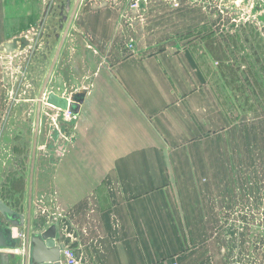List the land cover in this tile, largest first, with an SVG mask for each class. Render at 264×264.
<instances>
[{
	"label": "crops",
	"instance_id": "crops-1",
	"mask_svg": "<svg viewBox=\"0 0 264 264\" xmlns=\"http://www.w3.org/2000/svg\"><path fill=\"white\" fill-rule=\"evenodd\" d=\"M75 2L53 0L49 10L40 0H0V47L36 34L59 45ZM107 2L81 1L55 67L53 81L86 96L68 140L52 149L58 157L35 163L32 232L55 225L56 245L72 248L80 264L247 257L249 230H264L263 122L237 124L194 48L146 42L157 11L127 14ZM183 16L170 17L169 30L184 31ZM2 86L0 75V97ZM18 258L0 248V264Z\"/></svg>",
	"mask_w": 264,
	"mask_h": 264
},
{
	"label": "rangeland",
	"instance_id": "rangeland-1",
	"mask_svg": "<svg viewBox=\"0 0 264 264\" xmlns=\"http://www.w3.org/2000/svg\"><path fill=\"white\" fill-rule=\"evenodd\" d=\"M104 1L113 7V0ZM94 2L98 4V1ZM157 2H150L144 7V10L157 11L155 23L146 35V42L156 46L194 48L208 73L211 85L232 112L233 118L238 119L237 124L258 126L261 121L264 124V5H231L226 0H181L178 7L173 5L172 0H163L160 6L152 5ZM43 6L50 10L49 6ZM179 15H184L182 18L186 19V27L184 31L173 32L169 30V24H173L168 22L169 18L176 19ZM148 19L146 16L147 24L152 21V18ZM162 23L165 24L161 26ZM127 28L130 29L129 21ZM53 29L56 30L55 27ZM60 37L55 41H59ZM38 39L39 35L36 34L25 52L0 54L3 85L0 97V201L20 214L26 213L28 203L37 105L59 46H50L46 40L43 43L37 42ZM72 40L71 49L75 51L77 41ZM85 47L96 61L102 60L95 48L88 47L87 43ZM52 82L53 77L46 95L52 90ZM66 90L64 96L60 95L65 99H70L77 91L69 85ZM46 95L43 99L36 154V162L41 160L44 163L47 159L58 157L56 150L45 148L48 138L60 129L61 124L71 123L62 118L60 109L46 103ZM54 141L58 144V141L65 139L55 138ZM1 215L0 220L6 222ZM248 237V256L239 257L233 264H260L262 250L258 245L264 239V230L250 229Z\"/></svg>",
	"mask_w": 264,
	"mask_h": 264
},
{
	"label": "water",
	"instance_id": "water-1",
	"mask_svg": "<svg viewBox=\"0 0 264 264\" xmlns=\"http://www.w3.org/2000/svg\"><path fill=\"white\" fill-rule=\"evenodd\" d=\"M81 1L82 0H76L72 9L71 7H68V13H70V10L72 11L69 18H64L67 24L40 93L37 110L36 133L33 144V154L29 177V193L26 213H17L7 204L0 201V213L6 220L5 229H0V248L6 250L12 249L16 252L19 240V230L23 228L26 230L23 243V252L22 254H19L20 252L16 253L19 256V261H22V263L20 262L18 264H59L58 261L60 260V252L62 248L56 245V226L50 225L45 227L42 231L35 233L32 232L33 213H36L33 210V180L37 154V134L40 123L41 104L44 96L47 93L49 83L53 77L58 59L80 8ZM32 41L33 39L30 37H23L10 41L9 43L0 47V54H16L25 52L31 46ZM85 96V90L77 89L70 99H65L60 96L59 90L52 89L51 92L46 95V103L62 111H70L74 116H79L81 107L85 101ZM61 126L68 128V130L70 129L69 125L61 124Z\"/></svg>",
	"mask_w": 264,
	"mask_h": 264
},
{
	"label": "built area",
	"instance_id": "built-area-1",
	"mask_svg": "<svg viewBox=\"0 0 264 264\" xmlns=\"http://www.w3.org/2000/svg\"><path fill=\"white\" fill-rule=\"evenodd\" d=\"M43 5H46V6H49L51 7L50 5H52V1L53 0H40ZM118 5H122L126 11V13L128 14H138L140 13L144 7L148 6V4L150 2H162L163 0H114ZM123 1H125L126 3L123 4ZM173 1V5L175 7H178L181 3V0H172ZM223 1V0H221ZM108 3V2H107ZM240 4H243V0H236L234 2V5H240ZM125 5V6H124ZM254 6V5H253ZM135 15V14H134ZM129 18V16H128ZM131 19V18H129ZM0 38H1V31H0ZM130 47L132 48L133 47V43L130 45ZM61 113H62V118L67 122H71L76 116H74L70 111H61L59 110ZM21 235L20 233L18 234V239H20ZM25 237V236H24ZM260 245H258L261 250H262V256H261V261H260V264H264V239L262 241H260L259 243ZM14 253H17V252H20L18 249L13 251ZM261 255V253H259ZM59 264H80V259H79V256L78 254L72 249V248H69V247H65V248H62L61 252H60V260L58 261ZM159 264H179L178 261L176 260H168V261H164V262H161Z\"/></svg>",
	"mask_w": 264,
	"mask_h": 264
},
{
	"label": "flooded vegetation",
	"instance_id": "flooded-vegetation-1",
	"mask_svg": "<svg viewBox=\"0 0 264 264\" xmlns=\"http://www.w3.org/2000/svg\"><path fill=\"white\" fill-rule=\"evenodd\" d=\"M76 52V51H75ZM74 52V53H75ZM90 54H91V52H90ZM92 56H93V54H91ZM90 56V55H89ZM88 56V57H89ZM58 81V85H55L56 84V82ZM67 87H68V85H66V84H63L62 85V82L58 79V80H54L53 82H52V86H51V89H57V90H59V94L60 95H65L66 93H67ZM46 101V100H45ZM37 110H38V105H37ZM42 110H43V101H42V104H41V112L40 113H42ZM36 121H37V119H36ZM40 122H41V115H40ZM35 133H36V126H35ZM39 134H40V123H39V130H38V134H37V146H38V138H39ZM54 135L52 136V137H49L48 138V141H47V143H45V148H47V149H54V148H57V147H59V148H62L63 147V144L67 141V135H68V128H65V127H60V129H58L57 131H54V133H53ZM55 136V137H54ZM56 138V140L58 139H62V138H64L65 139V141H58L59 143L57 144V142L56 141H54V139ZM34 139H35V135H34ZM33 144H34V142H33ZM53 146V147H52ZM33 153V152H32ZM20 233V232H19Z\"/></svg>",
	"mask_w": 264,
	"mask_h": 264
}]
</instances>
